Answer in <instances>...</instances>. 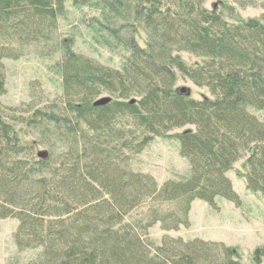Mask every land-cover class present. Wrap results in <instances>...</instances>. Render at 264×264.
Returning <instances> with one entry per match:
<instances>
[{"label":"trees","instance_id":"obj_1","mask_svg":"<svg viewBox=\"0 0 264 264\" xmlns=\"http://www.w3.org/2000/svg\"><path fill=\"white\" fill-rule=\"evenodd\" d=\"M63 1L0 0V94L4 92L2 59L12 58L8 50L14 21L20 17L25 22L33 17L54 18ZM87 1L73 0L75 4ZM139 1L142 2L137 0L138 4ZM178 1L181 13L170 14L169 9L161 13L154 4L148 9L133 6L136 9L133 26L145 27L148 49L128 45L131 53L122 67L125 74L77 59H70L63 66L64 88L74 82L76 92L85 96L79 103L68 102L76 114L75 123L39 124L42 136L69 139L66 153L57 163L55 182L47 180L52 172L48 167L52 151H47L46 159H35L29 145L19 144L13 126L0 119V218L13 216L18 220L16 245L21 249L39 247L37 260L43 264H239L231 258L236 256L235 251L223 244L211 245L199 239L187 242L168 236L154 244L147 237L148 229L156 223L163 230L187 227L194 199L212 207L216 197L238 204L226 172L245 151H248L246 187L264 194V123L248 110L264 108V32L260 30L264 25L230 27L216 15L205 18L203 0ZM104 2L112 6L109 0ZM26 10L31 16L21 14ZM207 22L210 24L206 26ZM31 25L33 31L44 27ZM213 30L221 35L212 36ZM39 31L42 34L43 30ZM248 32L252 41L245 44L240 36ZM173 49L206 57L208 62L203 63L209 68L218 66L226 72L217 71L208 77L209 72L201 65L188 69L172 56ZM245 64L247 69L241 68ZM173 68L198 85L218 88L220 95L214 101H195L178 94L173 88ZM101 92L120 98L135 95L139 100L93 106L88 95L94 97ZM106 110L128 113L136 119L135 126L145 132L133 153L140 152L155 136L171 127L194 125V130L175 135L179 154L188 162V173L158 184L149 174L130 168L123 170L106 160L108 148L100 146V140H91L89 146L86 141L79 143L77 132L84 131L80 122L101 117L109 112ZM98 127L99 124H86L88 130L95 131ZM81 149L84 155L99 158L83 161L86 172L77 177L71 159ZM22 150H28V156H18ZM55 204L61 206L55 208ZM73 204L84 208L73 214L69 208ZM65 215L68 218L63 221L49 218ZM124 215L129 219H124ZM211 246L220 249V258L210 252Z\"/></svg>","mask_w":264,"mask_h":264},{"label":"rangeland","instance_id":"obj_2","mask_svg":"<svg viewBox=\"0 0 264 264\" xmlns=\"http://www.w3.org/2000/svg\"><path fill=\"white\" fill-rule=\"evenodd\" d=\"M141 1L138 4L137 0H109L112 4L110 6L104 0H88L79 4H75L73 0H64L61 10L54 18L33 17L30 22H25V19L20 17L19 20L14 21L12 45L8 50L12 58L2 59L4 92L0 94V119L13 126L19 144L29 145L35 159L38 150L52 151L48 165L52 172H49L47 178L50 182H55L53 177L58 175L57 163L62 159V154L66 153L69 139H59L60 136H42L43 129L39 124H71V121L75 123L76 114L69 108L68 102L79 103V100H84L85 96L79 91L76 92L73 88L76 87L74 82L64 88L63 66L67 65L70 59H77L80 62L92 61L125 74L126 71H123L122 67L131 53L128 45L137 46L142 50L148 49L145 27L142 24L133 26V15H136L133 6L139 8L141 5L148 9L154 4L155 9L161 13L168 9L170 14H173V11L181 13L177 7V4L180 5L178 0ZM52 4L55 6L54 3ZM201 8L204 10L205 18L210 19L211 15H216L221 23L230 27L245 24L252 28L255 24L264 25V0H203ZM26 11L21 14L27 13L31 16L28 10ZM34 23L44 27L33 31L34 25L31 24ZM209 24L210 22L205 23L206 26ZM39 30H43L42 34ZM260 30L264 32L263 28ZM252 31L254 30L250 32ZM250 32L241 33L240 40L245 44L252 41ZM219 35H221L220 31L213 30L212 36ZM1 41L2 36H0V47ZM173 47L176 45L174 44ZM245 47L243 46L242 49ZM173 50L172 56L178 58L188 69H195L201 65L209 72L208 77L214 76L217 71H225L218 66L209 68V65H206L208 62L206 57L183 49ZM247 65L241 68L246 66L247 69ZM173 73L175 75L173 88L186 87L189 90L186 97L192 100L214 101L216 96L220 95L218 88L213 90L211 86L198 85L187 74L175 68ZM88 96L91 97V104L98 98L106 96L110 97V104L116 101L139 100L135 95L120 98L108 92H101L94 97ZM134 106L137 108V103ZM111 109L117 110L115 107ZM248 110L264 123V108L258 110L249 107ZM106 111L109 112L101 117L88 116V120L80 122L85 127L81 125L84 131L77 132L79 143L86 141L89 146L93 142L91 140H100V146L106 145L108 148V152L104 154L106 160L117 164L123 170L130 168L133 171L149 174L158 184L188 173V162L179 154V142L175 135L184 130H194V125L188 123L171 127L155 136L140 152L133 153L138 140L145 132L135 126L136 119L128 113ZM86 124H99V127L92 131L86 128ZM247 152H243L226 172L232 189L238 196V204L223 197H216L215 205L212 207L201 199H194L188 212L187 227L163 230L159 223H156L148 229V241L158 244L163 236L181 238L187 242L199 239L211 245L223 244L231 248L236 254L231 258L239 264H264V194L246 187L244 175L247 173L245 167ZM18 156H28V150L20 151ZM94 158L99 157H95L94 154L89 156L87 153L84 155L83 149L73 154L71 160H74L73 164L77 168V177L86 172L83 161L88 162ZM43 173L47 174L46 171ZM60 206L55 204L53 207ZM69 208L73 210V214H76L84 207L73 204L69 205ZM52 217L49 218L54 221L68 218L67 215L62 218ZM123 218L129 219V216L124 215ZM18 225V220L13 216L0 218V264H43L42 260H37L39 247L21 249L16 245L14 235ZM211 249V253L220 254V249L217 247L211 246ZM218 257L220 258L219 255Z\"/></svg>","mask_w":264,"mask_h":264},{"label":"water","instance_id":"obj_3","mask_svg":"<svg viewBox=\"0 0 264 264\" xmlns=\"http://www.w3.org/2000/svg\"><path fill=\"white\" fill-rule=\"evenodd\" d=\"M147 1H153V0H147ZM175 90L180 95H185L186 96L189 93V90L186 87H184V86L177 87ZM110 101H111L110 97H107V96L106 97H101V98H98L97 100H95L93 102V106H102V105H105V104L109 103ZM134 102H135V99L130 100V103H134ZM36 156H37L38 159L43 160V159H46L48 157V152H47V150H44V149L43 150H38L36 152Z\"/></svg>","mask_w":264,"mask_h":264}]
</instances>
